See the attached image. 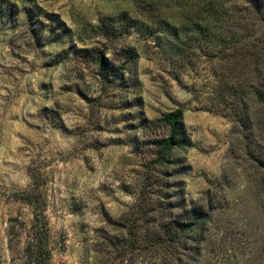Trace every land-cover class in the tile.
Listing matches in <instances>:
<instances>
[{
    "label": "rangeland",
    "instance_id": "1",
    "mask_svg": "<svg viewBox=\"0 0 264 264\" xmlns=\"http://www.w3.org/2000/svg\"><path fill=\"white\" fill-rule=\"evenodd\" d=\"M35 213L49 264H264V0H0V264Z\"/></svg>",
    "mask_w": 264,
    "mask_h": 264
},
{
    "label": "trees",
    "instance_id": "2",
    "mask_svg": "<svg viewBox=\"0 0 264 264\" xmlns=\"http://www.w3.org/2000/svg\"><path fill=\"white\" fill-rule=\"evenodd\" d=\"M96 63L99 74L102 78L108 75H119V70L110 62L103 52H100L96 55ZM163 123L167 127L169 134L167 138L161 140L159 143V149L156 153V160L159 163H164L166 155L181 144L182 136L184 135L182 111L176 110L168 113L163 117ZM180 210L181 213H188L191 220L185 223H179L177 219L169 218L167 216L157 218L155 225H158L161 228L155 229V243L157 245L161 246L162 244H165L168 248L169 243H174L178 239L181 240L180 236L177 237L174 234L176 231H187V234H189V232H194L196 225L199 223L204 224L208 217V214L204 211V209L200 206H196V204H190V208L187 209L182 207ZM174 224H181L182 226H186L189 229H170V227ZM32 227L33 237L25 249L28 258L27 264H49L50 252L48 248V229L45 218L42 215L35 213ZM194 244H196L195 247L197 249V243L195 242Z\"/></svg>",
    "mask_w": 264,
    "mask_h": 264
}]
</instances>
